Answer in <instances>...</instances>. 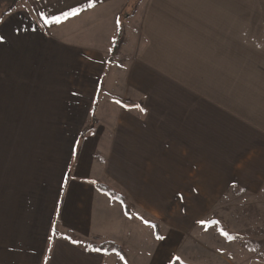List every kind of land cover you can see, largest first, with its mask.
<instances>
[{"label": "crops", "instance_id": "obj_1", "mask_svg": "<svg viewBox=\"0 0 264 264\" xmlns=\"http://www.w3.org/2000/svg\"><path fill=\"white\" fill-rule=\"evenodd\" d=\"M0 37V264L146 262L138 214L169 264L167 225L264 189V0H19Z\"/></svg>", "mask_w": 264, "mask_h": 264}, {"label": "rangeland", "instance_id": "obj_2", "mask_svg": "<svg viewBox=\"0 0 264 264\" xmlns=\"http://www.w3.org/2000/svg\"><path fill=\"white\" fill-rule=\"evenodd\" d=\"M12 6L1 7L0 13L9 12ZM124 27L125 24L121 42L125 38ZM144 218L138 214L132 223L135 227L140 225L142 236L137 242L149 248L146 262H137L140 255L125 247L123 255L107 256L105 264H149L151 254L161 249L164 240L154 239L150 225L143 228ZM200 218V223L181 225L179 236H172L171 226L162 230L163 237H168L162 249L174 252L171 257L166 256L169 264H264V189L257 195L234 192ZM225 235H233L232 240Z\"/></svg>", "mask_w": 264, "mask_h": 264}, {"label": "trees", "instance_id": "obj_3", "mask_svg": "<svg viewBox=\"0 0 264 264\" xmlns=\"http://www.w3.org/2000/svg\"><path fill=\"white\" fill-rule=\"evenodd\" d=\"M18 1L19 0H0V8L5 6V5L11 4V5H13L12 6V9H13ZM12 9H10L9 12ZM9 12H5V14H7ZM122 32L123 31L121 29V33H119L118 38H117L118 40H117V44L115 47V54L117 53L118 47L120 46V43H121ZM101 191H103L105 194H107L111 199L120 201L124 205V209H125L126 214L129 216L132 215V213H133L132 208L128 206L127 202L121 196L117 195L116 193L109 190L108 188H101ZM150 225L154 228L155 236L157 238L158 237L162 238L160 227L156 223H150ZM225 236L228 237V239H230V240H232V238H233V235H225ZM161 238H158V239H161ZM96 249L99 250L103 254H117V255H123L124 254L123 249L121 247H119L113 243H109V242L103 243L102 245H100Z\"/></svg>", "mask_w": 264, "mask_h": 264}, {"label": "snow or ice", "instance_id": "obj_4", "mask_svg": "<svg viewBox=\"0 0 264 264\" xmlns=\"http://www.w3.org/2000/svg\"><path fill=\"white\" fill-rule=\"evenodd\" d=\"M2 40H3V38H2V37H0V42H2ZM158 238H161V237H158Z\"/></svg>", "mask_w": 264, "mask_h": 264}]
</instances>
